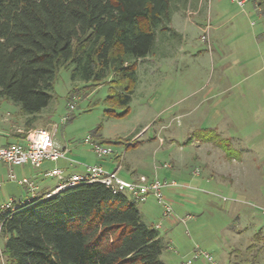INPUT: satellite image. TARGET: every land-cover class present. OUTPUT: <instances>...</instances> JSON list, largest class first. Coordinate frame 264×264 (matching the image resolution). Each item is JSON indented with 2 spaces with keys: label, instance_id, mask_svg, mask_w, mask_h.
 Segmentation results:
<instances>
[{
  "label": "rangeland",
  "instance_id": "rangeland-1",
  "mask_svg": "<svg viewBox=\"0 0 264 264\" xmlns=\"http://www.w3.org/2000/svg\"><path fill=\"white\" fill-rule=\"evenodd\" d=\"M239 1L178 0L173 26L182 29L184 36L164 33L167 37L157 39L158 52L139 60L138 81L126 116L105 114L107 81L88 87L85 82L74 80L71 66H66L57 72L53 98L39 118L52 125L57 144L68 149L69 160L80 167L99 160L92 145L85 142L87 137L96 142L101 136L113 142H128L134 137L140 142L165 139L204 143L205 150L211 153L214 171L226 175V179L212 181L202 193L206 201L199 204L202 210L196 220L180 214L186 222L178 223L182 231L177 240L195 248L197 243L205 245L222 264H264L263 243L249 249L255 243L254 234L264 232V12L259 0H246L244 4ZM160 59L157 68L155 62ZM152 75L158 82L149 88ZM70 104L74 105L72 110ZM187 105L197 107L191 114H184ZM19 109L14 102H0V116ZM211 112H218L219 116L207 129L205 123ZM71 113L73 118L64 121ZM179 113L183 115L173 118ZM141 125L148 127L135 138ZM220 138L229 142L239 162L232 161L218 145ZM110 145L118 152V145ZM133 149H129V155ZM164 157L159 155L158 160ZM146 160H152L151 153L146 154ZM58 164L67 165L63 158ZM22 168L0 164V207L11 197L21 196L22 185L9 175L14 173L20 178L23 171L31 174L30 168ZM30 197L31 193L24 200ZM152 200L154 204L147 205L153 219L164 218L162 206ZM172 205L175 214L176 207ZM4 242L0 230V264H7Z\"/></svg>",
  "mask_w": 264,
  "mask_h": 264
},
{
  "label": "trees",
  "instance_id": "trees-1",
  "mask_svg": "<svg viewBox=\"0 0 264 264\" xmlns=\"http://www.w3.org/2000/svg\"><path fill=\"white\" fill-rule=\"evenodd\" d=\"M178 7V0H0V102L35 117L53 98L57 72L71 66L72 78L88 87L107 81L105 114L126 116L139 60L155 53L158 37L175 35ZM48 193L0 208L7 264H165L169 244L143 220L140 200L98 181ZM253 240L249 249L264 247V232Z\"/></svg>",
  "mask_w": 264,
  "mask_h": 264
},
{
  "label": "crops",
  "instance_id": "crops-1",
  "mask_svg": "<svg viewBox=\"0 0 264 264\" xmlns=\"http://www.w3.org/2000/svg\"><path fill=\"white\" fill-rule=\"evenodd\" d=\"M176 13L177 11L173 13L171 27L175 31V35H180L181 38H183L184 31H182V29H178L177 27L173 26L174 20L176 18ZM166 33L170 34L169 31ZM163 36L167 37L166 35ZM157 49L155 53L158 52ZM161 53L163 52L161 51ZM146 58H149V56ZM161 59H163V57ZM161 59L155 62L157 68H159ZM157 82H158L157 78H155L154 75H152L150 77L151 85L149 86V88H153L154 86L153 83L156 85ZM133 95L134 93L132 94V99H133ZM159 97H160L159 95L156 97L154 96L155 100L158 99ZM196 107L197 105L191 106V108L190 106H188L187 110L182 112L184 114H191V112L194 111L193 109ZM43 113L44 112L42 110L39 114L33 117L29 114H25L21 109H19L14 113L12 112L7 113V115H9L8 116L9 118L5 114L3 117L2 114V116H0V146L8 145L10 143H17V142L23 143L25 133L30 129L46 127L50 129L52 132H54L52 130L53 128H50L52 127V125H47L45 123L46 121L41 122V118L39 117ZM182 115L183 114L179 113L178 115L173 116V118H179ZM218 116H219L218 112L217 113L211 112L210 119H206L207 121L205 124H207L208 126H206L205 128L207 129L211 128L210 126L214 125ZM147 127L148 125H141V127L137 129L138 131L135 135V138L139 135L141 136L142 132L146 130ZM217 135L220 134L217 133ZM189 138H193V137L189 136ZM133 139L134 137L130 139V141L128 142H122L116 144L119 146L118 152L116 150H113L109 158H107L106 160H100V159L96 160L97 162L94 164H101L104 166V168L108 170L118 169L120 176H122L125 179H131L139 174L158 175L160 178L163 179L175 178L182 184L180 187L170 188L165 192L167 199L172 204H175L176 213L173 216L153 219L155 216L151 212L152 210L149 209L150 206L147 205V203L154 204V201L152 199L141 202L139 204V210L141 212L143 220L149 225H154L159 230L160 237L166 243L169 244V248L165 250L161 256L165 264H184L185 260L193 255L196 248L192 247L191 245H185L184 243H180L177 240L178 233L180 232V230L182 231L178 223L181 222V220L183 222H186L185 219L180 214L186 213L187 217L191 218L192 220L194 219L196 220L197 216L201 214V210H202L199 204L201 202L206 201L202 193L207 191V189L209 188L208 185L212 181L225 180L226 175L222 173L221 174L219 173L218 175V173L214 171L215 165H213L214 164V162H212L213 159L212 157H209L211 153L205 150V146L203 145L204 143L194 142V141L166 142L165 139H164L165 142L164 140H161V142H140V140L138 139L135 140ZM54 140L56 143L58 142L55 136H54ZM98 143L104 144L101 142ZM211 143L212 142H210V144ZM110 144L113 143H109V147L112 148ZM131 147L134 149L132 150L133 152L129 155L128 152ZM150 153L152 154V160L147 161L146 154L149 155ZM159 155H164L165 156L164 159L158 160ZM63 159L67 163V165L64 167H61L58 164L59 160H57L58 162L50 161V160L45 161L41 168H34L28 164L16 165L23 167L22 170L28 168L31 169V174L28 175L26 174L25 171H23L21 174L22 176L20 178L17 177V179L27 178L32 184H34L35 189L30 190L28 184H20L16 180L20 185H22L23 191L20 197L18 198L11 197L9 199L8 202H11L12 204L11 207L14 208L15 204L25 203L30 198L40 196L44 193H48V192L51 193L52 191L58 192L60 190L57 188L60 186V184L65 182L68 177H70L71 175L82 174L85 172V166L84 165L81 167L75 166L74 162L69 160L68 155L67 158H63ZM239 160H240L239 158L232 159V161L234 162H239ZM226 161L228 162L229 160ZM218 162L222 164L224 163L222 160H219ZM2 164L5 166H9L4 163ZM165 164H169V167H166ZM10 167H14V166H10ZM69 167H75V169ZM54 168H60L64 171L62 179L56 176H53L52 179L51 176H47L45 174L47 171L52 170ZM197 168L200 169V171L198 172V174H195V170ZM188 173H191L190 176L188 175ZM220 175L222 177L218 178ZM0 186H2V183H0ZM29 193H31V197L26 198L24 200V197L29 195ZM186 196L190 198L187 201L184 200L185 199L184 197ZM8 202H4L0 208H2V206ZM190 207H192L191 212L188 210ZM177 210L178 211L180 210L181 212H178ZM197 245L200 249L210 252V250L205 245L204 247L199 243H197ZM192 264H206V262L204 260L203 261L195 260ZM217 264H222V263L220 261H217Z\"/></svg>",
  "mask_w": 264,
  "mask_h": 264
},
{
  "label": "built area",
  "instance_id": "built-area-1",
  "mask_svg": "<svg viewBox=\"0 0 264 264\" xmlns=\"http://www.w3.org/2000/svg\"><path fill=\"white\" fill-rule=\"evenodd\" d=\"M246 0H240L244 4ZM70 109L74 108L70 104ZM66 115L63 120L68 119ZM55 133L46 127H39L30 129L25 133L23 143H10L8 145L0 146V164L4 163L9 166L16 165H30L34 168H41L45 161H57L62 158H67L66 148H61L54 140ZM86 143L92 145L94 152L99 159L110 155L113 149L109 146L100 144L87 137ZM72 161V160H70ZM169 167V164H165ZM63 170L54 168L47 171V176H56L63 178ZM198 174V171H195ZM11 180H17L20 184H28L30 190H34L35 186L27 178L17 179V176L10 174ZM98 181L110 188L113 193H124L141 202L149 199H155L163 209L164 217H171L174 215L173 205L167 199L166 190L170 188L180 187L182 184L175 178H160L158 175L139 174L131 179H125L120 176L118 169L108 170L101 164L85 165V172L82 174L71 175L65 182L60 184L57 188L59 190L75 185L79 182H93ZM57 192L52 191L47 194V197ZM11 202L5 203L2 208L10 207ZM197 259H204L209 264H217L213 255L208 251L196 248L192 257L184 262V264H192Z\"/></svg>",
  "mask_w": 264,
  "mask_h": 264
}]
</instances>
